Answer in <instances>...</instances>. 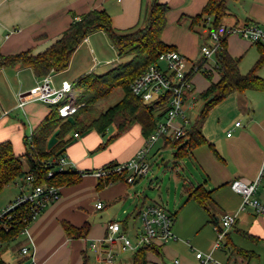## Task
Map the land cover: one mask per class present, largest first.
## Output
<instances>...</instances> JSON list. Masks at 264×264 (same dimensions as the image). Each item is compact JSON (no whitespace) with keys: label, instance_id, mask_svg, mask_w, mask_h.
Masks as SVG:
<instances>
[{"label":"crops","instance_id":"0c3cea01","mask_svg":"<svg viewBox=\"0 0 264 264\" xmlns=\"http://www.w3.org/2000/svg\"><path fill=\"white\" fill-rule=\"evenodd\" d=\"M158 1L170 6L167 26L162 34L164 42L174 46L188 59H198L204 40L200 33L190 28L191 17L201 13L209 0ZM225 1L229 13L223 20V29L249 23L264 25V0ZM153 2L0 0V55L27 49L34 53L44 51L69 28L74 18L94 9L107 10L112 17L113 27L118 31L145 27ZM254 46L252 41L238 34L229 35L227 39L228 51L235 57L247 55ZM125 58L126 62H123ZM132 58V54L120 56L107 32L97 30L79 45L66 70L51 74L52 83L59 87L63 80H69L77 91V80L81 76L105 74L118 64L129 63ZM213 64L215 60L210 59L208 65ZM215 77L217 81L219 74ZM41 80L31 67L0 68V143L11 141L19 155L27 150L25 137L44 121L54 107V103L39 99L28 100L24 107L19 105L20 95L34 89ZM245 93L230 95L237 101L234 118L243 116L245 122L231 120L212 127L205 121L203 133L215 145L216 152L207 144L197 146L189 156L176 161L180 180L173 182L172 179H162L161 184L155 187L158 190L153 189L156 183L154 176L149 174L133 184L119 179L99 188L100 180L92 172L109 163H119L134 157L146 140L141 124H132L118 136L115 126L109 127L105 134L95 128L82 132L79 137H73L75 131L70 132L71 140L64 151L73 168L87 173L83 174L79 182L61 187L59 200L50 204L33 220L28 232L14 241L16 247L12 253L15 264L22 258L20 249L32 245L35 246V260L39 264H102L100 259L106 244L94 248L93 242H101L107 234L108 223L113 221H121L123 229L134 235L142 226L139 211L149 204L159 205L173 215L175 234V238L160 247L161 254L148 253L149 264H200L196 257L198 251L210 253L221 262L264 264V213H258L252 207L241 209L243 197L231 186L234 179L245 182L257 179L264 163V115L257 105L256 109L249 104L244 105L242 95ZM77 94L78 102L82 91H77ZM191 116L193 121L196 117L193 119V114ZM67 119L74 121L73 115ZM237 121L241 122L239 126H236ZM230 131L231 135H228ZM57 141L55 132L49 138L48 148L51 149ZM162 141V145L167 147L165 139ZM178 169H183L184 173ZM201 184L212 190L214 218L196 200L189 198L186 191L187 185L196 187ZM28 187L26 179L6 186L4 190H17L7 203ZM148 192L154 194L155 199ZM256 197L264 202V175ZM99 202L103 203V207L96 206ZM225 214L237 216L227 239L245 250L255 252L256 256L250 260L241 255H231L225 245L226 240L218 241L214 219ZM65 222L77 227L89 222L91 226L86 237L71 238L64 229ZM6 248L5 251H11L9 247ZM134 253H117L114 264H132ZM28 262L26 260L23 264Z\"/></svg>","mask_w":264,"mask_h":264},{"label":"trees","instance_id":"16d2710c","mask_svg":"<svg viewBox=\"0 0 264 264\" xmlns=\"http://www.w3.org/2000/svg\"><path fill=\"white\" fill-rule=\"evenodd\" d=\"M169 10L170 6L167 3L154 0L146 26L127 31H118L113 27L112 17L107 10H90L74 18L69 28L44 51L34 53L31 49H27L15 54L0 55V68L31 67L37 77L44 78L54 72L66 70L79 45L97 30L107 32L120 56L133 55L129 63L118 64L105 74L90 73L81 76L77 80V87L84 89L78 98V103H82V105L73 114L74 121L60 115V108L66 101L54 104L52 111L32 132L31 138L28 135L25 137L27 150L23 155L15 152L11 141L0 143V194L9 184L19 179H27L29 175L34 176L33 184L35 185L48 184L61 188L79 182L83 173H87V171L82 172L75 168L61 169L58 163L59 159L66 154L64 148L71 140L69 134L72 131L81 134L90 128H95L98 132L105 134L109 127L115 126L116 136H118L132 124L139 123L142 125L145 137L150 136L157 126L158 117L155 116L154 111L160 106V102H145L142 97L132 91L131 85L151 65H159L162 53L175 50L174 46L167 44L162 39L163 31L167 26ZM228 13L225 0H209L201 13L191 17L190 28L201 34L204 43H209L212 33L217 32L221 35L223 48L216 55V67L210 74L205 75L212 78L214 72H218L219 79L211 81L209 86L199 94L205 100L203 110L192 121L184 136L165 138V145L175 149L174 156L177 161L183 160L191 154L194 148L204 144L216 152L215 145L203 133V125L209 111L215 105L233 93H245L247 90L264 92V77L259 74L264 66V42L254 43L259 57L247 73H242L240 69L242 57H235L228 51L227 39L229 35L223 33V20ZM118 87L124 91L121 100L104 111L97 112L95 104L99 100L109 97ZM164 113L165 111L161 116ZM55 132L58 141L49 149V138ZM26 164L28 168H26ZM50 171H53V176L49 178L47 176ZM119 179L126 181L125 175L101 178L98 187L101 188ZM186 191L189 198L196 200L214 218L215 201L212 197V190L201 184L196 187L187 185ZM22 210L19 208L18 211L22 213ZM18 216V218L16 217L17 224L12 225L9 229L0 221V264H11L3 257V246L16 240L23 234L22 231L27 226L29 228L33 222L27 224L23 222L22 216ZM222 217L214 219L216 227L220 231L223 230ZM90 226L89 222L81 227L68 222L64 223L66 234L71 238L86 237ZM228 231L221 240H226L225 245L231 255H241L248 260L256 256L255 252L245 250L227 239L229 238ZM246 235L251 236L247 233ZM161 246L163 244L156 243L138 249L134 253L132 264H149L148 253L152 251L161 254ZM26 260L28 257L24 256L16 264H23Z\"/></svg>","mask_w":264,"mask_h":264},{"label":"built area","instance_id":"2783aa9c","mask_svg":"<svg viewBox=\"0 0 264 264\" xmlns=\"http://www.w3.org/2000/svg\"><path fill=\"white\" fill-rule=\"evenodd\" d=\"M226 35L238 34L253 43L264 42V25L259 23H249L244 25H233L223 29ZM222 33V34H223ZM223 48L221 35L213 32L211 41L204 43L201 47L200 57L190 60L179 51L168 50L160 55L159 65H151L141 76L132 83V91L143 98L147 103L160 102L154 114L158 117L156 129L146 137L145 143L134 157L117 164H107L95 169V174L99 179L109 178L115 175H125L126 181L130 184L138 179L146 177L151 164L148 156L159 140L166 137L179 138L185 135L192 123L190 110L195 108L198 100V91L194 83L197 73L210 74L216 67V55ZM210 59L215 60V64L208 65ZM51 74L42 78L41 82L31 91L20 95L19 105L24 107L28 100H43L54 104L66 101L60 108L62 117L72 116L82 103L77 102V91L74 84L69 80H63L59 87L52 83ZM165 111L163 116L162 112ZM241 124L236 122V126ZM31 135H28L31 138ZM231 135V131L228 133ZM78 132L73 133V137H79ZM61 169L73 168L67 155L59 159ZM83 172V171H82ZM84 174V173H83ZM264 175V163L260 175L252 182H245L241 179H234L231 182L232 188L243 197L241 209L252 207L258 213H264V202L256 197L261 179ZM53 176V171L47 177ZM28 188L10 201L7 205L0 207V221L7 229L16 225L18 215L22 216L23 222L30 224L36 219L50 204L56 202L61 197L58 186L48 184H33L34 176L29 175L26 179ZM98 208L103 207V203L96 204ZM22 208L23 212H19ZM18 216V217H17ZM17 217V218H16ZM142 222L141 228L134 234L127 233L121 221H113L107 225V234L101 242H93L94 248L104 247L101 256V263L114 264L115 256L119 252L137 251L138 249L153 245L166 244L175 238L173 231V215L163 207L156 204H149L139 211ZM237 220L234 214H225L221 219L223 230L218 231V241L224 236L226 231L231 229ZM10 224V226H9ZM28 232V226L22 233ZM35 246H23L19 255L28 257V264H39L35 260ZM200 264H232L216 260L210 253L198 251L196 253ZM178 263L179 260H176Z\"/></svg>","mask_w":264,"mask_h":264},{"label":"rangeland","instance_id":"374dc122","mask_svg":"<svg viewBox=\"0 0 264 264\" xmlns=\"http://www.w3.org/2000/svg\"><path fill=\"white\" fill-rule=\"evenodd\" d=\"M232 35V34H231ZM234 35V34H233ZM240 36V35H239ZM241 37V36H240ZM191 57V56H190ZM256 58V59H255ZM257 49L254 46L247 55H243L241 62H240V69L242 73H247L255 64L257 61ZM125 59H123V62H126ZM259 74L264 77V66L259 71ZM215 76L218 75V72L214 73ZM216 78L214 76L212 78L206 77L202 73H198L195 75L194 82L196 85V90L198 91V95L201 94L210 84L211 81H216ZM77 91L82 93L84 92V89H81L80 87H77ZM124 91L121 87H118L114 90V92L107 98H104L102 100H99L95 104L96 111L99 112L102 109L107 108L110 105L115 104L121 98L123 97ZM242 97L245 99L244 105L249 104L251 108L256 109V105L258 106V109L261 113L264 115V92L263 91H248L245 94L242 95ZM232 96L227 97L225 100L220 102L219 104L215 105L208 114V117L206 119V122L209 126L214 127L216 124L220 123L221 125L230 122L233 120L235 122L236 120H240L242 122H245L243 116H239L238 118H234L235 115V107L236 102ZM205 104V100L198 96L197 104L195 108H192L190 110V114H193V119L201 113L203 110ZM259 112V113H260ZM163 141L159 140L157 144L154 146V148L151 150L148 161L151 165V170L149 175L151 177L154 176V184L153 189L158 190L155 188L158 187L159 184H161V180L171 181V179L174 181L180 180V176L178 174V171L176 169V159L174 157V151L175 149L171 146L164 147ZM26 168H28V165L26 164ZM181 173H184L183 169H178ZM172 184V183H171ZM175 187V186H173ZM182 190V188H181ZM17 190L16 189H6L0 194V206L7 205L9 198L12 194H14ZM148 191H150L148 189ZM182 193V191H180ZM148 195L154 198V194L149 193ZM17 240V239H16ZM14 240V241H16ZM12 241L11 243L3 246V257L11 264H15V259L13 257L12 250L16 247V243ZM11 251H5L7 248Z\"/></svg>","mask_w":264,"mask_h":264}]
</instances>
